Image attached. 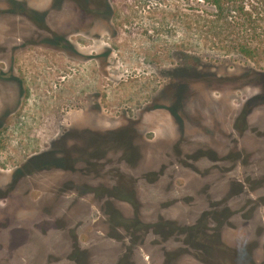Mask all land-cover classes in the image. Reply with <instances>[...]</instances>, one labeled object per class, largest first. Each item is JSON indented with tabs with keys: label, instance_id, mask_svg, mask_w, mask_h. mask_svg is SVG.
Listing matches in <instances>:
<instances>
[{
	"label": "rangeland",
	"instance_id": "374dc122",
	"mask_svg": "<svg viewBox=\"0 0 264 264\" xmlns=\"http://www.w3.org/2000/svg\"><path fill=\"white\" fill-rule=\"evenodd\" d=\"M214 1L0 0V222L24 226L45 215L73 222L87 206L101 209L90 196L72 199L62 170L9 183L17 167L51 151L57 138L53 152L65 165L74 157L84 167L95 154L109 161L130 149L139 156L126 158L130 169L168 168L160 191L174 197L166 203L138 187L137 216L146 220L159 210L188 218L185 203L203 200L204 186L215 197L241 174L240 150L264 160V0H220L222 8ZM247 122L250 131L239 135ZM81 137L97 140L88 145ZM200 151L216 153L218 168L206 169L210 159H179ZM228 155L236 159L232 172ZM118 207L133 216L130 204ZM105 216L100 210L101 223H90L80 236L97 243L94 261L121 247L109 231H123ZM68 245L61 238L52 252H68ZM159 252L145 256L159 261ZM22 253L14 263L29 261L30 248ZM188 258L181 264H194Z\"/></svg>",
	"mask_w": 264,
	"mask_h": 264
},
{
	"label": "flooded vegetation",
	"instance_id": "af4514ba",
	"mask_svg": "<svg viewBox=\"0 0 264 264\" xmlns=\"http://www.w3.org/2000/svg\"><path fill=\"white\" fill-rule=\"evenodd\" d=\"M15 5L21 4L15 2ZM37 9L36 7L31 10ZM35 16L39 19L40 15ZM8 119L7 117L6 121ZM249 128L247 122L239 130V135L249 132ZM261 136L264 137V133ZM81 138L88 145L97 140V137H87V141L86 137ZM57 139L52 141L51 151L32 156L17 167L9 183L17 185L25 177L62 170L68 174L63 184L73 193L72 199L79 198L78 201H83L85 198L82 196H90L100 203L101 209L87 206L78 212L73 222L68 220L70 217L64 220L65 215H45L39 220L24 223V226H19L16 222L9 225L7 220L1 221L4 228L0 227V264H16L14 262L18 258L17 254L28 248L32 255L29 256V261L25 260L28 257L18 259L21 264L23 260V264H61L69 260L72 264H181L187 257L192 258L188 259L194 264H264V160L254 161L257 159L255 153L240 150L242 162L239 163H244L243 170L239 176L228 180L227 187L220 194L214 197L211 185H206L198 193L203 200L192 198L194 201L185 203L188 211L185 216L188 218L167 216L159 210L156 219L146 220L137 216L143 202L138 187L143 185L148 188L156 203H166L174 197L160 191L166 184L168 168L162 166L158 170L140 167L130 169L133 166L126 158L139 159L130 149L129 154L122 151L120 155L114 154L109 161L100 159L97 154L88 156L85 168L74 157L70 158L73 159L70 165H65V159H59L56 155V143L59 142ZM50 152H53L52 155L46 156ZM42 157L51 158L53 161H35ZM120 158L122 164L117 163ZM181 158L189 163L210 159L206 169L212 171L218 168L216 163L219 160L214 152L207 156L200 151L191 160H187L185 156L179 159ZM225 160L233 164L230 170L232 172L235 157L228 155ZM180 165L191 168L185 165V161H181ZM240 165L242 164H238ZM132 171H136L135 176L129 174ZM77 191L84 193L81 196L77 193L75 195ZM157 195L160 196L159 199H156ZM120 203L130 204L134 209L133 216L124 214L118 207ZM166 208L168 207L163 209ZM100 210L123 233L110 229L112 240L120 242L121 247L116 248L109 259L94 261L93 248L97 243H82L80 236L90 223H101L100 217V220L96 219ZM130 225L136 226L138 231H134V227ZM125 226H130L131 232L125 230ZM229 231L234 233L231 240L228 239ZM61 238L63 242H69L68 252L53 253V247L58 245ZM152 249L160 250L161 260L150 261L145 256L151 254ZM106 257L107 255L104 256Z\"/></svg>",
	"mask_w": 264,
	"mask_h": 264
},
{
	"label": "trees",
	"instance_id": "16d2710c",
	"mask_svg": "<svg viewBox=\"0 0 264 264\" xmlns=\"http://www.w3.org/2000/svg\"><path fill=\"white\" fill-rule=\"evenodd\" d=\"M220 0H215L214 1V4L216 5V7H221L220 6ZM222 8V7H221ZM244 8H242V10H243ZM245 55H251L252 53H251V49H248V48H242V50H241ZM245 115V114H244Z\"/></svg>",
	"mask_w": 264,
	"mask_h": 264
}]
</instances>
